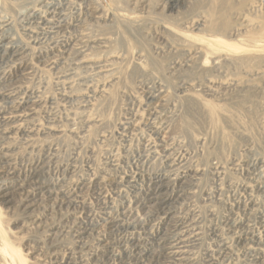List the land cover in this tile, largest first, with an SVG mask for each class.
Wrapping results in <instances>:
<instances>
[{
	"label": "rangeland",
	"instance_id": "1",
	"mask_svg": "<svg viewBox=\"0 0 264 264\" xmlns=\"http://www.w3.org/2000/svg\"><path fill=\"white\" fill-rule=\"evenodd\" d=\"M0 51V264H264V0H0Z\"/></svg>",
	"mask_w": 264,
	"mask_h": 264
},
{
	"label": "bare ground",
	"instance_id": "2",
	"mask_svg": "<svg viewBox=\"0 0 264 264\" xmlns=\"http://www.w3.org/2000/svg\"><path fill=\"white\" fill-rule=\"evenodd\" d=\"M178 1V0H177ZM40 2V1H39ZM178 3V2H177ZM43 4V3H42ZM58 4V3H57ZM67 4V3H66ZM54 5V4H53ZM168 5V4H167ZM46 6V5H45ZM52 8V7H51ZM144 9V8H143ZM52 10V9H51ZM27 11V10H26ZM31 12V11H30ZM39 13V12H38ZM60 14V13H59ZM37 18V17H36ZM43 19V18H42ZM131 19V18H130ZM38 20V19H37ZM61 20V19H60ZM59 20V21H60ZM46 26H48V25H46ZM63 26V25H62ZM65 42V41H64ZM5 44V43H4ZM7 45V44H6ZM4 50H6V49H4ZM1 52V51H0ZM18 58V57H17ZM11 61H13V60H11ZM86 75H84V77H85ZM88 76V75H87ZM81 80H82V78H80ZM86 79V78H85ZM83 81H86V80H83ZM87 82V81H86ZM89 82V81H88ZM5 89V88H4ZM24 98V97H23ZM152 100V99H151ZM23 108V107H22ZM26 109V108H25ZM20 112V111H19ZM4 115V114H3ZM24 115H26V114H24ZM25 117V116H24ZM3 118V117H2ZM8 121V120H7ZM2 122V121H1ZM7 125V124H6ZM12 127V126H11ZM261 163V162H260ZM259 171V170H258ZM53 175V174H52ZM61 175V174H60ZM161 175V174H160ZM259 177V176H258ZM173 182V181H172ZM166 184V183H165ZM29 185V184H28ZM10 186V185H9ZM60 187V186H59ZM261 189V188H260ZM262 189H264V188H262ZM259 191V190H258ZM142 192V191H141ZM29 194V193H28ZM49 194H51V193H49ZM3 197H5L4 195H3ZM64 199V198H63ZM43 201V200H42ZM41 203V202H40ZM154 205V204H153ZM69 206V205H68ZM67 206V207H68ZM166 209V208H165ZM40 222V221H39ZM42 223V222H41ZM237 228V227H236ZM109 230V229H108ZM136 234V233H135ZM231 235V234H230ZM64 236V235H63ZM240 239V238H239ZM179 240V239H178ZM241 241V240H240ZM107 244V243H106ZM64 251V250H63ZM122 252V251H121ZM76 255V254H75ZM150 257V256H149ZM60 262V261H59ZM66 262V261H65ZM71 262V261H70ZM64 264V263H63ZM68 264V263H67ZM73 264V263H72Z\"/></svg>",
	"mask_w": 264,
	"mask_h": 264
}]
</instances>
